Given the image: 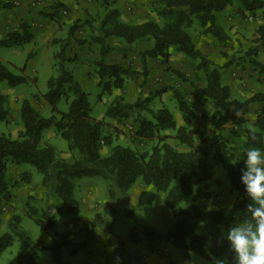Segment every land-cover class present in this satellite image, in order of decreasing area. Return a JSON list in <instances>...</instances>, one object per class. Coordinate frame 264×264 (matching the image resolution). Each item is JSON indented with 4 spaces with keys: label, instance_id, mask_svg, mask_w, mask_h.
Listing matches in <instances>:
<instances>
[{
    "label": "trees",
    "instance_id": "1",
    "mask_svg": "<svg viewBox=\"0 0 264 264\" xmlns=\"http://www.w3.org/2000/svg\"><path fill=\"white\" fill-rule=\"evenodd\" d=\"M107 1L104 2L105 11L95 28L96 38L101 46L104 47L106 39L111 37L128 44L151 41L152 46L141 52L143 63H146L147 57H163L167 61L173 46L184 55L197 59V67L205 76V85L200 91L211 103L217 130L208 135L200 134L196 139V131L190 127L194 117L193 106L179 90L174 93L184 120L181 125L177 124L167 107L152 110L151 98L130 102L120 95L108 107L106 116L115 121L133 118L137 123L135 137L139 140L156 139L158 143L151 151L114 144L112 134L104 131L105 121L91 116L88 93L66 67L64 52H59L57 56L61 60L57 65L58 75L49 78L48 91L44 95L53 113L44 116L31 100L25 98L19 109L23 128L16 137L0 134V208L13 200V187L31 181V173L24 172L22 177L11 183L7 179L9 159L15 164L33 165L43 176L41 184L45 192L57 198L60 206L72 214L79 209V201L74 196L75 179L103 177L109 183L111 197L127 195L130 188L141 179L145 185H152L156 191L164 193V203L172 210L175 218L174 226L166 234L146 228L148 239H165L184 251L186 258L196 254L212 264H233V253L229 250L223 234L231 225L245 218L246 206L251 202L241 182V169L245 167V154L249 148L259 147L264 151V110L258 113L252 126L257 130L255 141L250 139L249 127L242 128L241 131L234 128V125L246 121L245 117L253 105L264 104V91L255 92L244 99L235 98L231 86L224 81L223 72L198 47L189 29L197 22L204 34L225 42L230 36L219 20V12L238 1L242 10L257 13L264 7V0H149L150 9L154 10L161 22L154 18L140 22L123 21L118 7L120 0L116 5H112L110 0L109 3ZM14 6V2L0 0V10ZM65 11L64 4L56 2L54 12H50L48 16L56 20V15ZM30 28V24L22 22L21 31L9 33L6 39H0V45H23L32 41ZM75 29L76 26H73L70 33ZM257 32L260 45L264 48V24L258 25ZM101 55L105 57L106 50L102 49ZM254 63L264 73V64L255 60ZM99 65L100 76L112 73L115 77L113 85L122 88V68L110 65L103 58ZM26 80V76L14 73L0 59V84L6 81L14 87ZM62 98L68 103L67 111L58 109L57 105ZM7 102V96L0 90V123L9 119ZM234 109H240L243 116L238 118ZM144 111H148L151 117L144 115ZM51 126H55L67 141L68 149L77 152V157L73 160L60 158L53 146L42 143L44 130ZM166 130H175L179 143L187 149L180 150L166 142V134H162ZM105 146L109 148L106 155L102 153ZM209 158L221 164L227 171L230 189L236 193L234 200L231 204L210 210L198 204H191L187 208L180 207L189 197L194 201L211 198L208 181L213 172ZM156 197L155 192L145 189L141 191L138 203L150 204ZM36 222L45 231L54 230L56 227L55 216L47 211ZM19 224V217H14L10 224L12 232L0 235V255L13 244L15 237L19 240L20 252L8 264H38V251H50L56 262L61 261L63 246L70 243L65 233L55 231V238L51 242L34 240ZM130 240L137 241L134 232ZM123 244L121 241L120 245ZM123 254L128 255V252ZM123 258L120 264H131L128 257Z\"/></svg>",
    "mask_w": 264,
    "mask_h": 264
},
{
    "label": "rangeland",
    "instance_id": "2",
    "mask_svg": "<svg viewBox=\"0 0 264 264\" xmlns=\"http://www.w3.org/2000/svg\"><path fill=\"white\" fill-rule=\"evenodd\" d=\"M105 1L107 0H68V3L64 4L67 11L56 15V20H49L52 25L57 26L56 36L48 40L43 37L34 39L23 45H0V59L14 73L27 78L25 83L14 87L6 81L0 84V90L7 96L10 111L8 121L0 123V134L16 137L18 131L23 128L19 109L21 101L25 98L31 100L34 107L44 116L53 113L44 95L48 91L49 78L58 75L57 65L61 60L57 56L59 52H64L66 67L88 93L91 116L105 121L104 131L106 134H112L114 144L151 151L158 143L156 139L136 138L137 123L133 118L115 121L106 116L108 107L120 95L130 102L151 98L152 110L167 107L177 124L181 125L184 120L174 93L179 90L193 106L194 117L190 127L196 131V139L200 134L208 135L216 131L211 103L200 91L205 85V76L197 67L198 60L184 55L173 46L167 61L163 57H147L146 63H143L141 52L152 46L151 41L128 44L111 37L106 39V45L102 47L96 38L95 28L105 11ZM118 1L110 0L112 5H116ZM56 2L60 1L54 0L53 4ZM143 2L147 10L146 19L154 18L161 22L154 10L150 9L149 0ZM39 3L38 12L49 18L48 14L54 12L50 0H39ZM19 5V2H15V7ZM218 17L230 36L229 40L222 42L204 34L196 22L189 30L198 47L221 69L224 81L231 85L235 98L244 99L255 92L264 91V73L260 72L258 65L254 63L255 60L264 64V48L260 45L257 32L261 13L244 11L240 3L234 1L219 12ZM40 25L43 26L42 23ZM73 26H76V29L71 34ZM102 49L106 50L105 57L101 55ZM101 58L110 65L122 68V88L113 85L115 77L112 73L100 76ZM108 83L110 85H107ZM57 106L60 111L68 110V103L64 98ZM262 110L264 104L253 105L245 117L246 121L242 124L236 123L234 128L242 131V128L253 126ZM143 114L151 117L148 111ZM162 134H166V142L175 148L187 149L179 143L175 130H166ZM42 143L53 146L62 159L71 161L77 157V152L68 149L67 141L55 126L44 130ZM108 152L109 148L105 146L102 153L106 155ZM208 162L213 172L208 181L211 198L194 201L189 197L180 207L187 208L191 204H198L205 209H217L231 204L234 200L236 193L230 189L227 171L211 158ZM7 166V179L11 183L22 177L24 172L31 173V181L13 187V200L0 208V235L12 232L11 221L18 216L19 227L34 240L51 242L55 238V231L65 233L69 237L70 243L63 246L60 262L53 259L50 251H38V264H117V256L120 257L119 264L124 260L123 257H128L131 264H212L196 254L186 258L184 251L165 239H148L146 228L166 234L174 226L175 218L172 210L164 203V193L156 191L152 185H145L141 179L130 188L127 195L116 197L110 196L109 183L103 177L75 179L74 196L79 201V209L72 214L60 206L57 198L45 192L41 184L43 176L33 165L15 164L9 159ZM145 189L155 192L157 197L154 202L141 205L138 203V197ZM44 211L55 216L54 230H42L37 224L36 219L41 217ZM133 232L137 241L130 240ZM121 241L124 242L123 246L120 245ZM114 244L118 247L109 251L110 246ZM19 252V240L15 237L13 244L1 253L0 264H8ZM124 252H128V255L124 256Z\"/></svg>",
    "mask_w": 264,
    "mask_h": 264
},
{
    "label": "clouds",
    "instance_id": "3",
    "mask_svg": "<svg viewBox=\"0 0 264 264\" xmlns=\"http://www.w3.org/2000/svg\"><path fill=\"white\" fill-rule=\"evenodd\" d=\"M238 118L243 116L240 109H234ZM250 139H257V130L249 126ZM245 167L241 169V182L250 199L246 216L239 223L231 225L223 234L229 250L233 253V264H264V151L251 147L246 151ZM210 210V209H209ZM118 245H112L114 251ZM119 264L120 257H115Z\"/></svg>",
    "mask_w": 264,
    "mask_h": 264
},
{
    "label": "crops",
    "instance_id": "4",
    "mask_svg": "<svg viewBox=\"0 0 264 264\" xmlns=\"http://www.w3.org/2000/svg\"><path fill=\"white\" fill-rule=\"evenodd\" d=\"M6 2H19V7L0 10V39H6L7 35L13 31H21L20 25L22 22H27L31 25V33L33 39L45 38L48 40L56 36L57 26L50 23V18L44 17L38 12L40 8L39 0H4ZM44 1V0H43ZM48 1V0H45ZM66 4L68 0H59ZM52 9L54 10V0H50ZM86 5V4H84ZM121 12L120 18L126 22H134L146 20L147 10L143 0H121L118 4ZM261 17L259 23L264 24V7L259 11ZM135 21V22H136ZM43 24L41 26L40 24ZM41 26V27H40ZM2 61V60H1ZM3 62V61H2ZM4 63V62H3ZM230 85V84H229ZM231 86V85H230Z\"/></svg>",
    "mask_w": 264,
    "mask_h": 264
},
{
    "label": "built area",
    "instance_id": "5",
    "mask_svg": "<svg viewBox=\"0 0 264 264\" xmlns=\"http://www.w3.org/2000/svg\"><path fill=\"white\" fill-rule=\"evenodd\" d=\"M66 12V11H65Z\"/></svg>",
    "mask_w": 264,
    "mask_h": 264
}]
</instances>
